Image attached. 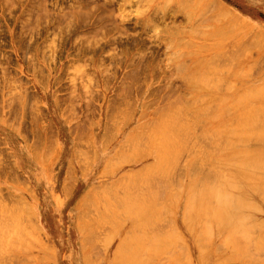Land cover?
I'll list each match as a JSON object with an SVG mask.
<instances>
[{
  "label": "rangeland",
  "instance_id": "obj_1",
  "mask_svg": "<svg viewBox=\"0 0 264 264\" xmlns=\"http://www.w3.org/2000/svg\"><path fill=\"white\" fill-rule=\"evenodd\" d=\"M184 2L0 0V264H157L160 261L161 264L170 261L171 264H264V39L259 38L264 35V0ZM217 16L219 22L215 20ZM224 17L226 20L221 19ZM247 38L249 42L245 41ZM220 54L223 57L229 55L224 59L219 57ZM173 95L177 97L173 98ZM170 100L172 104L168 107L184 109L191 117L186 113L187 118H183V110L170 112L166 107ZM203 110L209 117L200 113ZM166 112H170L173 118L165 115ZM212 114H219V118L213 116V121ZM167 117L172 120L176 117L174 123L180 126L186 122L189 126L185 124L186 129L194 125L190 129L194 133L190 132V135L198 133L201 144H205L202 141L205 135L206 143L210 141L215 146L210 143V146L205 144L207 147L196 145L199 142L197 135L190 136L196 151L191 148L192 142H187L190 151L186 141H182L185 144L183 152L186 151L183 155L179 151L177 156L171 153L164 156L163 151L175 144L174 140L168 141L172 136L170 132L166 130L162 135L160 131L170 121ZM156 120L160 124L155 123ZM177 135L179 139L183 133ZM136 140L140 149L135 147ZM129 143L131 147L127 146ZM202 148H207L209 164L200 152H204ZM194 152H198L197 155ZM195 156L206 163L204 169L199 168L202 164L195 161ZM176 157H180L178 163ZM192 160V164H198L203 173L199 180L204 181L205 186L211 175L207 179L203 177L213 170L212 173L218 172L212 175L214 178H220L222 174L227 182L232 180L230 185L236 183L238 189L212 177L213 183L226 191V197L231 192L232 203L227 209L233 219L226 220L227 224L209 220L210 229V224L204 226V218L199 219L193 209L184 216L186 201L190 205L195 191L196 186H192L202 174L194 172L193 168L197 170L194 166L191 168L195 173L192 177L190 168L183 169L179 164L186 166ZM171 162L177 163L176 169L171 167ZM150 171L154 172L153 175ZM162 173L165 177L159 179ZM123 177L127 178L128 186ZM133 180L140 185L135 183L137 186H133ZM147 181L145 186L150 183L152 187H148L151 189L159 183L154 188L161 186L162 189H158L161 191H156L158 195L155 197L146 192L148 195L142 194L141 199L136 200L132 193L139 191V187L143 188H140L142 192L140 190L135 195L144 193L148 188L144 186ZM198 184L197 188L204 186ZM108 189L112 193L107 192ZM162 191L165 200L160 197ZM145 195L148 197L143 204L141 201L146 199ZM167 195L171 198L169 196L166 200ZM127 197L131 201H126ZM157 198L163 200L157 202H161L160 205L156 204ZM147 204L150 212L146 215L143 210ZM161 206L172 214L161 215ZM154 211L163 216L161 224L159 220L157 223L161 230L156 228L157 224L155 228H146L153 225L149 221L156 223L152 219H161ZM163 221L168 222V226H164ZM172 222L175 226L170 225ZM142 224H146L147 233ZM135 225L142 230H139L142 239ZM248 226L251 230L246 229ZM134 228L138 233L135 234ZM254 228H262L259 237L257 230L252 233ZM156 229H164L162 235H169L168 238L158 236L160 240L157 241L158 237H153ZM242 233L249 238L252 234L257 235V238L254 236L256 242L253 237L244 239L247 236ZM90 237L93 240L90 241ZM123 242L125 246L121 245ZM147 245L152 246L150 252L148 249L145 252ZM154 245L158 246L156 250ZM182 248L189 255L183 253ZM171 250L173 257H166L168 253L164 256V252ZM240 253L242 256L238 257Z\"/></svg>",
  "mask_w": 264,
  "mask_h": 264
},
{
  "label": "bare ground",
  "instance_id": "obj_2",
  "mask_svg": "<svg viewBox=\"0 0 264 264\" xmlns=\"http://www.w3.org/2000/svg\"><path fill=\"white\" fill-rule=\"evenodd\" d=\"M164 1H165V0H164ZM188 1H189V0H188ZM197 1L200 2L201 0H197ZM185 2H186V0H185ZM185 2H184V3H185ZM188 3H189V2H188ZM188 3H187V5H188ZM190 3H192V2H190ZM202 3H203V2H202ZM196 4H197V3H196ZM203 5H204V4H203ZM164 6H165V5H164ZM184 7H185V6H184ZM186 7H187V6H186ZM186 7H185V8H186ZM205 7H206V6H205ZM187 8H188V7H187ZM203 9L205 10V8H203ZM203 9H202V11H204ZM191 10H193V9H191ZM194 10H195V9H194ZM222 10H223L224 12H227V13L229 12V11H225V9H222ZM206 11H207V10H206ZM217 11H218V10H217ZM219 11H220V10H219ZM200 13H203V12H200ZM206 13H207V12H206ZM229 14H230V13H229ZM200 15H202V14H200ZM225 15H226V14H225ZM189 17L191 18V16H189ZM214 17H216V16L214 15ZM227 17H229V16H227ZM219 18H220V17L217 16V19H215V20H216L217 22H219V21H218V20H220ZM221 19H225V17H224V18H221ZM234 19H235V18H234ZM212 20H213V19H212ZM225 20H226V19H225ZM231 21H233V20H231ZM236 21H237V20H236ZM223 23H224V22H223ZM226 24H227V23H226ZM218 26H219V25H218ZM231 26H232V28H233V26H235V25H230V27H231ZM230 27H227V28L230 29ZM243 27H244V26H243ZM239 28H240V26H239ZM170 29H171V28H170ZM237 29H238V28H237ZM237 29H236V30H237ZM242 29H243V28H242ZM174 30H175V29H174ZM231 30H232V29H231ZM233 31H235V29H234ZM177 32H179V31H177ZM237 32H238V31H237ZM175 33H176V32H175ZM219 33H220V32H219ZM219 33H218V34H219ZM230 33H231V32H230ZM176 34H178V33H176ZM215 34H216V33H215ZM171 35H172V34H171ZM259 36H260V35H259ZM262 36H263V38H262ZM262 36L259 37V38H261V40L264 39V35H262ZM255 37H256V36H255ZM256 38H257V37H256ZM247 39H248V38H247ZM258 40H259V39H258ZM245 41H246V42H247V41L249 42V39H248V40H245ZM256 41H257V40H256ZM257 42H258V41H257ZM241 44H242V43H241ZM249 44H250V43H249ZM254 44H255V43H254ZM261 44H262V43H261ZM239 45H240V44H239ZM262 45H264V42H263ZM87 48H88V47H87ZM236 48H237V47H236ZM238 48H239V47H238ZM237 52H238V51H237ZM235 53H236V52H235ZM221 54H222V53H221ZM221 54H220V55H221ZM223 54H224V53H223ZM220 55H219V57H223L222 55H221V56H220ZM227 55H229V54H226V56H227ZM226 56H224L223 58L225 59ZM224 59H223V60H224ZM217 60H218V59H217ZM219 61H221V60H219ZM207 63H208V62H207ZM129 73H131V71H130ZM137 74H138V73H137ZM137 74H136V75H137ZM131 75H132V74H131ZM138 75H139V74H138ZM129 76H130V74H129ZM143 76H144V75H143ZM134 77H135V76H134ZM135 78H136V77H135ZM192 78H193V77H192ZM192 78H191V79H192ZM146 79H147V77H146ZM131 80H132V79H131ZM134 80H135V79H134ZM188 80H189V78H188ZM188 80H187V81H188ZM192 80H193V79H192ZM135 81H136V80H135ZM165 81H167V80L165 79ZM168 81H169V80H168ZM185 81H186V80H185ZM197 81H198V80H197ZM142 82H143V81H142ZM201 82H202V81H201ZM171 83H174V82H171ZM194 83H195V85H196V82H195V81H194ZM199 83H200V82H199ZM129 84H130V83H129ZM129 84H128V85H129ZM184 84H189V83H184ZM182 85H183V84H182ZM193 85H194V84H193ZM131 86H132V84H131ZM168 86H169V84H168ZM171 86H172V85H171ZM178 86H179V85H178ZM180 86H181V85H180ZM184 86H186V85H184ZM191 86H192V85H191ZM181 87H182V86H181ZM196 87H197V85H196ZM197 88H198V87H197ZM179 89H180V87H179ZM158 90H159L158 92L161 91L159 88H158ZM183 90H184V89H183ZM191 90H192V89H191ZM152 91H153V89H152ZM152 91H150V92L152 93ZM186 91H187V90H186ZM197 91H199V90H197ZM154 92H155V91H154ZM195 92H196V91H195ZM172 93H173V92H172ZM197 93H198V92H197ZM182 94H183V93H182ZM191 94H192V92H191ZM167 95H168V94H167ZM167 95H166V97H167ZM174 95H175V94H174ZM174 95H173V98H176L177 96L175 97ZM207 95H208V94H207ZM188 96H191V95L188 94ZM164 97H165V96H164ZM198 97H199V96H198ZM200 97H201V96H200ZM206 97H208V96H206ZM206 97H205V98H206ZM171 98H172V97H171ZM178 98H179V97H178ZM178 98H177V99H178ZM188 98H190V97H188ZM202 98H203V97H202ZM162 99H163V98H162ZM198 99H199V98H198ZM168 100H169V99H168ZM199 100H201V99H199ZM163 101H164V100H163ZM174 101H179V100H174ZM194 101H196V99L193 100V103H195ZM201 101H202V100H201ZM223 101H224V100H222V103H223ZM168 102H169V101H168ZM172 102H173V101H172ZM225 102H226V101H225ZM175 103H176V102H175ZM177 103H178V102H177ZM177 103H176V104H177ZM170 104H172V103H171V100H170V102L166 105L167 108H170V112L174 111L175 109L177 110V107L174 108V110H172V109H173L172 107H168V105H170ZM179 104L181 105V102H180ZM218 104H219V103H218ZM220 104H221V102H220ZM143 105H144V104H143ZM148 105H149V104H148ZM173 105H174V104H173ZM173 105H172V106H173ZM114 106H115V105H114ZM177 106H178V104H177ZM181 106H183V105H181ZM219 106H220V105H219ZM162 107H163V105H162ZM162 107H161V108H162ZM184 107H185V106H184ZM184 107H183V108H184ZM189 107H190V106H189ZM144 108H145V107H144ZM159 108H160V107H159ZM178 108H179V106H178ZM180 108H181V107H180ZM205 108L207 109L208 107L205 106ZM215 108H216V107H215ZM215 108H214V109H215ZM185 109H186V108H185ZM196 109H197V108H196ZM196 109H195V110H196ZM217 109H218V108H217ZM217 109H216V110H217ZM225 109H226V108H225ZM159 110H160V109H159ZM159 110H158V112H159ZM161 110H162V109H161ZM182 110L184 111V109H180V110L178 109L177 111H181V112H183ZM207 110H208V112H209L210 109H207ZM221 110H223L222 107H221ZM115 111H116V110H115ZM204 111H205V110H203V111L200 112V113H203ZM225 111H226V110H225ZM112 112H114V110H113ZM152 112L154 113V111H152ZM152 112H151V113H152ZM170 112H169V113L166 112L165 115H167V116H168V115H171V116H172V114H170ZM174 112H175V111H174ZM174 112H173V114H174ZM223 112H224V110H223ZM108 113H109V112H107V114H108ZM151 113H150V114H151ZM153 113H152V115H153ZM167 113H168V114H167ZM186 113L189 114V112H185V111H184L182 114L185 115ZM212 113H213V112H212ZM218 113H220V111H219ZM144 114H145V113H144ZM147 114H148V113H147ZM154 114H155V113H154ZM204 114H205L207 117H209V116L207 115L208 113H205V112H204ZM204 114H203V115H204ZM210 114H211V112H210ZM210 114H209V115H210ZM220 114H221V113H220ZM226 114H227V113H226ZM157 115H158V114H157ZM189 115H190V114H189ZM198 115H199V116H200V115L203 116L202 114H198ZM198 115H197V116H198ZM205 115H204V116H205ZM218 115H219V114H218ZM218 115H217V116H214V114H212V120L214 121V119H216L217 117L219 118ZM140 116H141V115H140ZM163 116H164V115H163ZM175 116H176V113H175ZM177 116H178V115H177ZM186 116H187V115L183 116V118H184V117L187 118ZM213 116L215 117L214 119H213ZM141 117H142V116H141ZM160 117H161V116H160ZM179 117L181 118L180 115H179ZM190 117H191V115H190ZM220 117H221V116H220ZM165 118H166V117H165ZM167 118H169V120H170V121H167L168 124H169V126H168V124H167V125H166L165 127H163V129H161L160 131H161V134H162V135L164 134L163 132H166V130H167L168 132H170L172 136H171V140H169V137H168V141H172V140H174L175 144H174V146H172V147H168L167 149H165V150L163 151L162 154H163L164 156H170V153H171L172 155L177 156V155L179 154V151H182V154H181V155H183V153L186 152V151L183 152V150L185 149V146L183 147V145H185V144H182L181 142H182V141H183V142L186 141L185 143H186V146H187V142H188V143L192 142V141H190L191 137H193V136L195 137L198 133L195 134V135H192V136H191V135H190V132H191L190 129H192V127H194V125L191 126L190 129H189V128L186 129V127L188 126L186 122H185V124H186L187 126H186L184 123H181V126H180L179 124H176V122L174 123V121L177 120L176 117H174V120L170 119L171 117H167ZM172 118H173V116H172ZM183 118H182V119H183ZM193 118H194V117H193ZM210 118H211V117H210ZM188 119L192 120L191 118H188ZM194 119H197V118L195 117ZM206 119H207V118H206ZM151 120H152V118H151ZM154 120H155V119H154ZM154 120H153V121H154ZM163 120H164V118H163ZM171 120H172V121H171ZM184 120H187V119H184ZM197 120H198V119H197ZM113 121H114V119H113ZM153 121H150L151 124H152ZM158 121H159V120H158ZM161 121H162V120H161ZM201 121H202V120H201ZM207 121H208V120H207ZM207 121H206V122H207ZM219 121H220V120H219ZM109 122H110V121H109ZM111 122H112V120H111ZM115 122H116V121H115ZM147 122H149V121H147ZM156 122H157V120L155 121V123H156ZM159 122H160V121H159ZM170 122H171L172 124H171ZM190 122H191V121H190ZM193 122H195V121H193ZM197 122H198V121H197ZM204 122H205V119H204ZM157 123H158V122H157ZM173 123H174V124H173ZM177 123H180V122L177 121ZM143 124H144V123H143ZM149 124H150V123H149ZM158 124H160V123H158ZM170 124H171L172 126H170ZM175 124H176L177 126H176ZM182 124H184L185 127H184V125H182ZM191 124H193V123L191 122ZM199 124H200V122H199ZM211 124H212V122H211ZM145 125H147V124L145 123ZM173 125H174V126H173ZM204 125H205V123H204ZM204 125H203V126H204ZM152 126H153V125H152ZM200 126H202V125H200ZM105 127L108 128L107 126H105ZM146 127H147V126H146ZM153 127H154V126H153ZM188 127H189V126H188ZM195 127H197V125H195ZM198 127H199V126H198ZM204 127H206V126H204ZM213 127H214V126H212V128H213ZM111 128H112V127H111ZM201 128H202V127H201ZM201 128H200V129H201ZM212 128H210V129H212ZM195 129H196V128H195ZM195 129L193 128V130H195ZM200 129H199V130H200ZM213 129H214V128H213ZM213 129H212V130H213ZM106 130H107V129H106ZM112 130H114V128H113ZM112 130H111V131H112ZM206 130H207V129H206ZM201 131H202V130H201ZM192 132H193V131H192ZM192 132H191V133H192ZM204 132H205V131H204ZM111 133H112V132H111ZM181 133H183V136H184V134H186V137H184V138H183V136L181 137V135H180ZM193 133H194V132H193ZM229 133H230V132H229ZM104 134H105V133H104ZM108 134H110V133H107V135H108ZM177 134H179L181 138L179 137V139H177V137H176ZM200 134H202V133H199V135H200ZM206 134H208V132H207ZM210 134H211V133H210ZM215 134H216V133H215ZM110 135H111V134H110ZM165 135H166V136H167V135L169 136V134H167V133H165ZM188 135H189V136H188ZM230 135H232V134H230ZM102 136H104V135H102ZM111 136H112V135H111ZM138 136L141 137L142 135H138ZM177 136H178V135H177ZM190 136H191V137H190ZM207 136H208V138H209V135H207ZM219 136H220V135H219ZM233 136H234V135H233ZM108 137H109V136H108ZM194 137H193V138H194ZM196 137L198 138L199 136L197 135ZM205 137H206V136L204 135V140H202V141H204L206 145H207L208 143L211 144L210 141H207V143H206V141H205ZM103 138H104V137H103ZM110 138H111V137H110ZM142 138H143V136H142ZM144 138H145V137H144ZM166 138H167V137H166ZM185 138H187V139L189 138V139H188V140H183V139H185ZM197 138H196V139H197ZM211 138H212V137H211ZM111 139H112V138H111ZM156 139H157V138H155V140H156ZM202 139H203V138H202ZM206 139H207V138H206ZM209 139H210V138H209ZM209 139H207V140H209ZM141 140H142V139H141ZM213 140H214V139H213ZM222 140L224 141V139H222ZM227 140L229 141V139H227ZM133 141H134V140H133ZM133 141H132V142H133ZM143 141H144V140H143ZM143 141H142V142H143ZM145 141H146V140H145ZM189 141H190V142H189ZM198 141H199V138L197 139V142H198ZM200 141H201V138H200ZM200 141H199V142H200ZM218 141H219V140H218ZM223 141H222V142H223ZM228 141H226V142H228ZM108 142H109V141H108ZM132 142H130V143H132ZM137 142H138V141L136 140V143H137ZM142 142L140 141V143H142ZM179 142L181 143V145H180ZM199 142H198L196 145H199V144L202 143V142H200V143H199ZM122 143H123V142H122ZM127 143H128V142H127ZM130 143H129L128 145L125 144V146H126V145H127V146L131 145ZM140 143H139V144H140ZM41 144H42V143H41ZM52 144H53V143H52ZM143 144H145V143L143 142ZM205 144H201V145L203 146V145H205ZM219 144H221V143H219ZM141 145H142V144H141ZM145 145H146V144H145ZM145 145H143V146H145ZM188 145H189V146H187V147H189V150H190V151H192L191 148H193V150L196 151V149H195L196 147H195V148L193 147V146H195V144H193V142H192V144H191L192 147L190 146V144H188ZM201 145H199V146H201ZM206 145H205V146H206ZM208 145H209V144H208ZM224 145H226V144H224ZM127 146H126V147H127ZM133 146H134V143H133L132 147H133ZM147 146H148V144H147ZM147 146H146V147H147ZM205 146H204V148H205ZM209 146H210V145H209ZM211 146L213 147V146H215V144H213V145L211 144ZM226 146H227V145H226ZM54 147L56 148L55 145H54ZM129 147H131V146H129ZM135 147H138V148L140 147V148H141L140 145L138 146V143H137V145H136ZM163 147H164V146H163ZM190 147H191V148H190ZM206 147H207V146H206ZM216 147H218V146H216ZM57 148H58V147H57ZM133 148H134V147H133ZM138 148H137V149H138ZM140 148H139V149H140ZM143 148H144V147H143ZM143 148H142V149H143ZM221 148H222V147H221ZM221 148H220V149H221ZM223 148H224V147H223ZM223 148H222V149H223ZM122 149H123V148H122ZM186 149L188 150V148H186ZM206 149H207V148H206ZM206 149H203V148H202V150H204V152L206 151ZM189 150H188V151H189ZM210 150H211V149H210ZM48 151H49V150H48ZM212 151H214V150L212 149L211 152H212ZM50 152H51V151H50ZM156 152H157V151H156ZM161 152H162V151H161ZM198 152H199V151H198ZM198 152H194V155H197ZM200 152L203 153V155H205V156H203V157L206 158L205 161H207V157H206V156H208V154H207L206 152H205L206 154H205L204 152H202V151H200ZM219 152H220V151H219ZM219 152H218V153H219ZM221 152H222V151H221ZM34 153H35V152H34ZM47 153H48V152H47ZM47 153H46V154H47ZM51 153H52V152H51ZM187 153H188V152H187ZM232 153H233V152H232ZM232 153H231V154H232ZM49 154H50V153H49ZM219 154H220V153H219ZM235 154H236V153L232 154V156H233V155H234V156H238V155H235ZM241 154H242V153H241ZM34 155L36 156V154H34ZM47 156H48V155H47ZM118 156H119V154H118ZM179 156H180V155H179ZM184 156H187V155H184ZM189 156H190V155H189ZM189 156H187V157H189ZM198 156H199V155H198ZM219 156H220V155H219ZM181 157H182V156H181ZM195 157H196V156H195ZM195 157H194V158H195ZM201 157H202V155H201ZM203 157H202V158H203ZM215 157H217V155H216ZM229 157H230V156H229ZM35 158H36V157H35ZM47 158H49V157H47ZM157 158H158V157H157ZM194 158H193V159H194ZM199 158H200V157H198V159H197V157H196V158H195V159H196L195 161L197 162V160H198V162H199L198 164H199V165L202 164V165H200V167H199V166H198V167H199V168L203 167V169H204L203 164H206V163H204L203 159H202V160L200 159V161H201V162H200V161H199ZM116 159H117V158H116ZM120 159H121V158H120ZM165 159H166V157H165ZM176 159H177V161H175V162L178 163V162H179L178 160L180 159V157H179V159L176 157ZM109 160H110V159H109ZM186 160H187V159H186ZM208 160H209V159H208ZM212 160H214V162L216 161L215 158L212 159ZM218 160H219V158H218ZM187 161H188V160H187ZM202 161H203V163H202ZM111 162H113L112 158H111ZM115 162H116V161H115ZM183 162H185V161H183ZM196 162H195V164H197ZM171 163H172V162H171ZM177 163H176V164H177ZM192 163H194V160H192V162L190 163L191 165H190L189 163H188L186 166H185V165H181V164H179V165H180L183 169H185L184 167H187L188 170H189V168H190V171H191V174H192V177H193V176L195 175L194 172H197V173H201V172H200V169H198V167H197L198 164H197V165H193ZM207 163L209 164L208 161H207ZM225 163H226V162H225ZM230 163H231V162H230ZM176 164L172 163L173 166H171V167H174ZM184 164H185V163H184ZM208 164L206 165V167L208 166ZM235 164H237V163L235 162ZM111 165H112V164H111ZM223 165H225V164H223ZM233 165H234V164H233ZM237 165H238V164H237ZM246 165H247V164H246ZM194 166H196L195 168H197V170L195 171L194 168H193L192 170H193L194 172L192 173L191 168L194 167ZM228 166H229V165H228ZM238 166H239V165H238ZM240 166H241V165H240ZM260 166H262V165H260ZM171 167H170V168H171ZM224 167H225V166H224ZM243 167H245V165H244ZM263 167H264V166H262V168H263ZM213 168H214V167H213ZM254 168H255V167H254ZM257 168H258V167H257ZM257 168H256V169H257ZM154 169H155V168H154ZM160 169H161V168H160ZM160 169H157V170L159 171V173H160ZM162 169H163V168H162ZM171 169H172V168H171ZM174 169H176V168L174 167ZM174 169H173V170H174ZM203 169H201V170H203ZM208 169H210V168H208ZM208 169H207V170H208ZM245 169H246V167L244 168V170H245ZM256 169H255V170H256ZM259 169H261V168H259ZM163 170H164V169H163ZM177 170H178V169H177ZM251 170H252V167H251ZM255 170H254V171H255ZM257 170H258V169H257ZM151 171H152V170H151ZM151 171H150V172H151ZM153 171H154V170H153ZM158 171H157V172H158ZM161 171H162V170H161ZM203 171H204V173H205V170H203ZM208 171H211V170H208ZM213 171H215V170H213ZM213 171H211V173H209V174H206L207 177H206V175H204V177H203V179H207L208 176H209V178H210V175H211V179H207V180H208V181H209V180H210V181L212 180V182L209 181L210 183L208 182V185L205 186L204 181L202 182V180H199V179H202L201 176H203V173H201L202 175H200L201 178H198V179H197V180L200 181V183L198 184L199 181H198V182L195 181L196 183H194L193 186H192L193 188L196 186V187L194 188L195 191H194L193 196H192V190H190V192H191V193H190V194H191L190 196H192V197H191V200H190V205L188 204L189 202H188V200H187V201H186V204H187L186 207H187V208L185 207V210H186V211H184V213H185L184 216H187V213H186V212L189 211V212L191 213V212H192L191 209H193V211L195 212L196 216H197L199 219H203V218H204L205 222L202 221V224H203L204 226H206V227H208V224H210V223H209V220H211V221H212V220H214V221L216 220L217 223L221 224V223L226 222V220L233 219V217L230 218V217H231V211H228V209H227V207L229 206L230 202L232 201V199H231L232 197H231L230 194H229V193H231V192H228V193H227V197H226V195H225L226 191H225V190L223 191V189L221 190V188H220L217 184L213 183L214 180H217V178H218V179H221L220 181H222V180L226 181V179H225V177L222 178V176H223L222 174H220V178L217 177V176H215V178L217 177V178L215 179L214 176H212V175H215V174L217 175L218 172H214V173H212ZM235 171H236V170H235ZM155 172H156V170H155ZM163 172L165 173V170H164ZM168 172H169V171H168ZM187 172H188V171H187ZM187 172H186V173H187ZM145 173H146V172H144V174H145ZM152 173H154V172H151L150 174H152ZM181 173H182V172H181ZM181 173H180V174H181ZM183 173L185 174V172H183ZM223 173H224V172H223ZM251 173H252V172H251ZM150 174H148V175H150ZM193 174H194V175H193ZM148 175H147V177H148ZM152 175H153V174H152ZM174 175H175V173L173 174V176H174ZM181 175H182V174H181ZM189 175H190V173H189ZM228 175H229V174H228ZM144 176H145V175H143V177H144ZM156 176H157V175H156ZM161 176H162V177H165V174H164V176H163V173H162V174L160 175L159 179L162 178ZM183 176H184V175H183ZM218 176H219V175H218ZM225 176H226V175H225ZM69 177H70V176H69ZM121 177H122V176H121ZM125 177H126V176H125ZM125 177H123L124 180L127 179V178L125 179ZM135 177H136V176H135ZM145 177H146V176H145ZM166 177H167V176H166ZM171 177H172V174H171ZM178 177H179V176H178ZM178 177H177V178H178ZM181 177H182V176H181ZM186 177H187V174H186ZM192 177L190 176V178H192ZM212 177L214 178V180H213ZM227 177H228V176H227ZM227 177H226V178H227ZM129 178H130V177H129ZM129 178H128V179H129ZM156 178H157V177H156ZM132 179H133V178H132ZM134 179H135V178H134ZM229 179H230V178H229ZM129 180H130V179H129ZM165 180H166V179H165ZM182 180H184V177H183ZM207 180H206V184H207ZM130 181H131V180H130ZM130 181H129V182H130ZM133 181H134V180H133ZM163 181H164V180H163ZM191 181H192V180H191ZM231 181H232V180H230V182H231ZM68 182H69V180H68ZM125 182H127V180H126ZM137 182H138V181H134V182H131V184L134 183V184H132L133 186H137V185L139 186V185H140V184H139L140 182H139L138 184H137ZM148 182H149V181H147V183L144 182V183H145L144 186H145L146 184H148ZM155 182H156V181H155ZM165 182H166V181H165ZM165 182H164V183H165ZM182 182H183V181H182ZM218 182H219V181H218ZM226 182H227V181H226ZM230 182H227V183H229L228 185H230ZM233 182H234V181H233ZM135 183H136L137 185H136ZM152 183H154V182H152ZM173 183H174V182H173ZM211 183H212L213 186L211 185ZM121 184H122V183H121ZM123 184H124V183H123ZM182 184H183V183H182ZM197 184H198L199 186H201L200 184H204L205 187H204V186H203V187L201 186V187H198V188H199V189H198V188H197ZM209 184H210V185H209ZM67 185H68V184H67ZM124 185H125V184H124ZM126 185H127V186L129 185L128 182H127ZM126 185H125V188H126V190H128ZM149 185H150V183H149ZM149 185L145 186V188H147ZM154 185H155V184H154ZM157 185H159V183H156V185L153 186L152 189H151L150 187H148V188L151 189V192L149 191L150 189L148 190V188H147L146 191L144 190V191H145L144 193H139L140 195L137 196V195H138V192H140V190L143 189V188L139 187V191H136V193H132V194H134V195H135V194H137V195H135V196L132 195V194H130V195H132V197H135L136 200H137L138 197L141 199L140 196H141L142 194H143L142 196H144V194L148 195V193L150 194V196L153 195V196L155 197V196L158 195V194L155 193V192H156V191H158V192L161 191V190H158L159 188H161V186H160L158 189H156V188L158 187ZM216 185H217V186H216ZM233 185H235V186H236V189H238L236 183H235V184L232 183L230 186H233ZM118 186H119V185H118ZM142 186H143V185H142ZM150 186H151V185H150ZM220 186H221V187L224 186L223 188H226V187H225V184H224V185L221 184ZM238 186H239V185H238ZM97 187H98V186H97ZM97 187H96V188H97ZM99 187H100V186H99ZM99 187H98V188H99ZM105 187H106V186H105ZM121 187H122V186H121ZM130 187H131V186H130ZM151 187H152V186H151ZM154 187H156V188H154ZM173 187L175 188L174 185H173ZM228 187H229V186H228ZM96 188H95V189H96ZM98 188H97V189H98ZM107 188H108V187H107ZM125 188H123V189H125ZM128 188H129V187H128ZM140 188H141V189H140ZM196 188H197V189H196ZM229 188H230V187H229ZM231 188H232V187H231ZM100 189H101V188H100ZM100 189H99V190H100ZM153 189H155V190H153ZM161 189H162V188H161ZM169 189H170V188H169ZM190 189H192V188H190ZM236 189H235V190H236ZM239 189H240V188H239ZM104 190H105V189H103V191H104ZM108 190H109V189H108ZM114 190H115V189H114ZM118 190H119V189H118ZM174 190H175V189H174ZM196 190H197V191H196ZM100 191H101V190H100ZM112 191H113V189H112ZM116 191H117V190H116ZM119 191H120V190H119ZM122 191H123V190H122V188H121V192H122ZM163 191H164V189H163ZM163 191H162V192H163ZM166 191H168V190H166ZM172 191H173V189H172ZM176 191H177V190H176ZM101 192H102V191H101ZM101 192H100V193H101ZM107 192H110V190L107 191ZM124 192H125V191H124ZM141 192H142V190H141ZM146 192H148V193H146ZM152 192H154V193L151 194ZM162 192H161V194H162ZM164 192H165V191H164ZM164 192H163V194H162L163 196L161 195L160 197H164V200H165V196H164L165 194H164ZM180 192H181V191H180ZM223 192H224V193H223ZM100 193H99V194H100ZM104 193H105V192H104ZM110 193H112V192H110ZM115 193H116V192H115ZM125 193H127V191H126ZM173 193H174V192H173ZM176 193H177V192H176ZM259 193H260V192H259ZM108 194H109V193H108ZM122 194H123V192H122ZM128 194H129V193H128ZM156 194H157V195H156ZM159 194H160V193H159ZM166 194H167V192H166ZM174 194H175V193H174ZM146 195H145L146 199H144L143 201H141V202H143V204H144V203L146 202V200H147V197H148V196H146ZM228 195L230 196V199H231L230 201L228 200V199H229V198H228ZM235 195H236V194H235ZM260 195H262V194H260ZM88 196H89V195H88ZM101 196H102V195H101ZM119 196H120V198H121V195H120V194H119ZM119 196H118V197H119ZM127 196H129V195H127ZM136 196H137V197H136ZM169 196H170V195H167L166 200L169 198ZM178 196H179V195H178ZM232 196H234V195L232 194ZM129 197H130V196H129ZM132 197H131V198H132ZM139 198H138V199H139ZM170 198H171V196H170ZM172 198H174V199H178L179 197L177 198V196H176V198H175V197L172 196ZM226 198H227V199H226ZM125 199H126V198H125ZM162 199H163V198H162ZM234 199H236V198L234 197ZM234 199H233V200H234ZM113 200H115V199H113ZM134 200H135V199H134ZM156 200H157V201H156V204H158V205H160L159 203H161V202L157 203L159 200H160V201H163V200H161V199L158 200V198H157ZM170 200H171V199H170ZM212 200H214L215 203H212ZM124 201H125V200H124ZM126 201L129 202V201H131V199L127 197ZM171 201H172V200H171ZM177 201H178V200H177ZM236 201H237V200H236ZM236 201H235V203H236ZM174 202H175V201H174ZM187 202H188V203H187ZM149 203H151V202H149ZM167 203H168V201H167ZM231 203H232V202H231ZM233 203H234V202H233ZM84 204H85V203H84ZM90 204H91V203H90ZM108 204H109V203H108ZM141 204H142V203H141ZM152 204H153V203H152ZM171 204H172V203H171ZM85 205H86V204H85ZM92 205H94V204H92ZM110 205H111V204H110ZM122 205H123V204H122ZM124 205H125V204H124ZM158 205H157V206H158ZM168 205H170V204H168ZM175 205H176V204H175ZM241 205H242V204H241ZM241 205H239V206H241ZM99 206H100V205H99ZM112 206H113V205H112ZM112 206H111V207H112ZM118 206H119V205H118ZM128 206H129V205H128ZM150 206H151V204H150ZM157 206H156V207H157ZM163 206H164V205H163ZM188 206H189V208H188ZM190 206H191V208H190ZM121 207H122V206H121ZM161 207H162V206H161ZM165 207H166V206H165ZM232 207H233V206H232ZM245 207H246V205H245ZM247 207H248V206H247ZM254 207H255V206H254ZM133 209H134V207H133ZM139 209H141V207H140ZM162 209L165 210L164 213H163V210H162ZM162 209H161V210H162V214H161V212H160L161 210H160V211H159V212H160L159 215L157 214V213H158L157 211H154V214L156 213V214H157L158 216H160V218H161V219H152L153 221L156 220V223H155V222H151V221H149L150 224H153V225H150V224L148 223L150 226H147V227L145 226L146 224H145V225L142 224V225H144V226H143V227H144V228H143L144 231H145V227H146V228H148V227L150 228L151 226H154V228H155V225H156L157 223H159L158 220L160 221V224H161V220H162V217H163V216H161V215H163V214H165L166 212H168V210H167L166 208L162 207ZM188 209H189V210H188ZM137 210H138V209H137ZM234 210H235V209H234ZM89 211H90V210H89ZM92 211H93V210H92ZM103 211H104V210H103ZM106 211H108V210H106ZM111 211H112V210H111ZM139 211H140V210H139ZM83 212H84V211H83ZM90 212H91V211H90ZM93 212H94V211H93ZM143 212L146 213V215L149 214L150 210H149L148 204L145 205ZM189 212H188V213H189ZM229 212H230V214H229ZM236 212H237V210H236ZM238 212H239V211H238ZM109 213H111V212H109ZM134 213H135V212H134ZM138 213H139V212H138ZM168 213H171V214H172V211H169ZM190 213H189V214H190ZM81 214H82V213H81ZM94 214H95V212H94ZM121 214H122V213H121ZM128 214L130 215V213H128ZM136 214H137V212H136ZM136 214H135V215H136ZM139 214H141V212H140ZM160 214H161V215H160ZM171 214H170V215H171ZM192 214H193V213H192ZM192 214H191V215H192ZM89 215H90V214H89ZM92 215H93V214H92ZM95 215H96V214H95ZM123 215H124V214H123ZM141 215H142V214H141ZM141 215H140V216H141ZM157 215H156V216H157ZM233 215H234V213H233ZM14 216H15V215H14ZM142 216H143V215H142ZM154 216H155V215H154ZM154 216H153V217H154ZM158 216H157V218H158ZM87 217H88V216H87ZM96 217H97V216H96ZM109 217H110V216H109ZM136 217H137V216H136ZM138 217H139V216H138ZM170 217H171V216H170ZM189 217H190V216H189ZM90 218H91V217H90ZM141 218H142V217H141ZM167 218H168V217H167ZM183 218H184V217H183ZM190 218H191V217H190ZM192 218H193V217H192ZM134 219H135V218H134ZM137 219H138V218H137ZM164 219H165V218H164ZM168 219H169V218H168ZM237 219H238V218H237ZM242 219H243V218H242ZM244 219H245V218H244ZM83 220H84V219H83ZM166 220H167V219H165L164 221H166ZM144 221H145V220H144ZM164 221H163V222H164ZM171 221H172V220L170 219L169 222L171 223ZM207 221H208V223H207ZM238 221H239V220H238ZM132 222H133V221H132ZM134 222H135V221H134ZM140 222H141V221H140ZM142 222H143V221H142ZM147 222H148V221H147ZM147 222H146V223H147ZM194 222H195V221H194ZM197 222H200V221H197ZM203 222H204V223H203ZM154 223H155V224H154ZM167 223H168V222H164V226L167 225ZM172 223H173V224H170V225H174V222H172ZM206 223H207V225H205ZM217 223H216V224H217ZM238 223L240 224V221H239ZM213 224H214V223H213ZM226 224H227V222H226ZM232 224H233V223H232ZM234 224H235V223H234ZM104 225H105V224H104ZM111 225H112V224H111ZM113 225H114V224H113ZM142 225H139V226L141 227ZM210 225H211V224H210ZM210 225H209V227H210V229H211L212 225H211V226H210ZM230 225H231V224H230ZM251 225H252V224H251ZM158 226H159V224H157L156 228H157ZM161 226H162V225H161ZM164 226H162V228H163ZM167 226H168V225H167ZM174 226H175V225H174ZM174 226H173V227H174ZM110 227H111V226H110ZM134 227H136V225H135ZM215 227H217V226H215ZM222 227H223V226H222ZM235 227H236V226H235ZM249 227H250V226L246 227V229L251 230ZM253 227H254V225H253ZM258 227H259V226H258ZM102 228H103V227H102ZM141 228H142V227H141ZM158 228H159V227H158ZM167 228H168V227H167ZM169 228H171V226H170ZM202 228H203V227H202ZM219 228H220V227H219ZM251 228H252V227H251ZM114 229H115V228H114ZM136 229H137V231H138L139 234H140V231H139V230H141V229H139V228H137V227H136ZM159 229L161 230V227H160ZM159 229H158V230H159ZM164 229H165V228H164ZM164 229H163V231H164ZM174 229L176 230V232L178 231V230L176 229V227H175ZM174 229L172 228V230H174ZM235 229H236V228H235ZM261 229H262V228H261ZM261 229H259V230H261ZM82 230H83V229H82ZM100 230H101V229H100ZM103 230H106V229L103 228ZM134 230H135V228H134ZM134 230H133V231H134ZM147 230H149V229H147ZM156 230H157V229H156ZM158 230L156 231V233H155V231L152 230V231L154 232L153 237L156 235L157 237H158V236H162V239H163L164 237H167V238H168L169 235H167V236L164 235V237H163V235H162L163 231H158ZM205 230H209V229L205 228ZM219 230H220V229H219ZM254 230H257V229L254 228V229L252 230V233H253ZM259 230H257V234H258ZM128 231H130V233H131V229L128 230ZM137 231H136V230L134 231L135 234L138 233ZM141 231H142V230H141ZM166 231H167V229H166ZM209 231H210V230H209ZM236 231H238V230H236ZM236 231H235V232H236ZM126 232H127V231H126ZM145 232L147 233V231H145ZM157 232L160 233L161 235H160V234H157ZM212 232H213V231H212ZM229 232H230V231H229ZM255 232H256V231H255ZM102 233H103V231H102ZM127 233L129 234V232H127ZM143 233H144V232H143ZM146 233H145V234H146ZM167 233H168V232H167ZM172 233H173V231H172ZM174 233H175V232H174ZM174 233H173V234H174ZM231 233H232V232H231ZM236 233H239V234H240V232H236ZM248 233H249V231H248ZM250 233H251V232H250ZM250 233H249V234H250ZM90 234H91V233H90ZM96 234H97V233H96ZM105 234H106V233H105ZM105 234H104V235H105ZM111 234H112V233H111ZM145 234H144V235H145ZM175 234H176V233H175ZM206 234H208V233L206 232ZM206 234H205V235H206ZM243 234H244V233H242V236H243ZM176 235H177V234H176ZM228 235H229V234H227L226 236L228 237ZM252 235H253V234H252ZM252 235H250V236L253 237L252 239L254 240V238H255L257 235H254L255 237L252 236ZM91 236H93V235H91ZM126 236H127V235H126ZM128 236H130V235H128ZM147 236H148V235H147ZM178 236H179V235H178ZM209 236H212V234H209ZM209 236H208V237H209ZM238 236L240 237L241 235H238ZM245 236H247V237H245ZM262 236H263V235H262ZM95 237H97V236L95 235ZM140 237H141V234H140ZM148 237H149V236H148ZM175 237H176V236H175ZM179 237H180V236H179ZM206 237H207V236H206ZM206 237H205V241H206V239H207ZM233 237H234V236H233ZM244 237H245L244 239H249V240L251 239V237L249 238V236L246 235V234H244ZM258 237H259V234H258ZM90 238H91V237H90ZM125 238H126V237H125ZM127 238H128V237H127ZM142 238H143V237H141V239H142ZM209 238H210V237H209ZM212 238H213V237H212ZM224 238H225V237H224ZM228 238H230V237H228ZM234 238H237V236H235ZM256 238H257V237H256ZM256 238H255L254 242H256ZM84 239H85V238H84ZM88 239H89V238H87V240H88ZM128 239H130V238H128ZM139 239H140V238H139ZM152 239H153V238H152ZM152 239H151V240H152ZM154 239H155V238H154ZM154 239H153V241H155V243H156V240H157V241L160 240L159 237L156 238V240H154ZM165 239H166V238H165ZM165 239H164V241H165ZM226 239H227V238H226ZM237 239H238V240H237ZM237 239H236V240L239 241V238H237ZM244 239H243V241H244ZM258 239H259V238H258ZM91 240H93V239L91 238L90 241H91ZM148 240H150V238H149ZM148 240L146 241V243L148 242ZM166 240H167V239H166ZM177 240H179V239L177 238ZM209 240H210V239H209ZM209 240H208V241H209ZM222 240H224V239H222ZM106 241H107V239H106ZM123 241H124V240H123ZM162 241H163V240H162ZM164 241H163V242H164ZM175 241H176V239H175ZM180 241H181V240H180ZM220 241H221V240H220ZM226 241H227V240H226ZM240 241H241V240H240ZM168 242H169V240H168ZM206 242H207V241H206ZM224 242H225V241H224ZM224 242H222V243L224 244ZM246 242H247V240H246ZM246 242H245V243H246ZM248 242H249V243H252V241H248ZM258 242H259V241H258ZM260 242H261V241H260ZM260 242H259V244H260ZM124 243H125V242L121 243V245H122V246H125ZM148 243H149V242H148ZM157 243H158V242H157ZM165 243H166V242H164V246L167 247V244L165 245ZM208 243L210 244V242H208ZM245 243H244V244H245ZM100 244H101V242H100ZM100 244H98V245H100ZM130 244H131V243H130ZM168 244L170 245L171 242H169ZM219 244H220V243H219ZM223 244H222V245H223ZM246 244H247V243H246ZM246 244H245V246H247ZM252 244H254V243H252ZM263 244H264V243H263ZM126 245L128 246V244H126ZM156 245H159V244H156ZM156 245H154V250H156V249L158 248V246H156ZM169 245H168V246H169ZM178 245H179V244H178ZM183 245H184V244H183ZM201 245H202V244H201ZM201 245H200V246H201ZM204 245H205V244H204ZM250 245H251V244H250ZM250 245H249V247H250ZM9 246H10V245H9ZM94 246H95V244H94ZM94 246H93V248H95ZM103 246H104V245H103ZM225 246H226V245H225ZM228 246H229V245H228ZM242 246H243V243H242ZM96 247H97V246H96ZM100 247H102V246H100ZM148 247H149V248H148ZM150 247H152V246L147 245V247H145V252H146L147 249H148L147 251H149V250H150ZM156 247H157V248H156ZM160 247H161V246H160ZM160 247H159V248H160ZM166 247H164V249H165ZM184 247H185V246H184ZM216 247L219 248L218 245H217ZM223 247H224V245H223ZM261 247L263 248V245H261L260 248H261ZM85 248H86V247H85ZM88 248H89V247H88ZM155 248H156V249H155ZM204 248H205V247H204ZM221 248H222V247H221ZM250 248H251V247H250ZM253 248H254V247H253ZM255 248H256V247H255ZM257 248H259V247L257 246ZM95 249H96V248H95ZM95 249H93V252H94ZM98 249H99V247H98ZM168 249H169V248H168ZM168 249H167V250H168ZM176 249H177V248H176ZM182 249H184V248H182ZM224 249H225V248H224ZM91 250H92V248H91ZM104 250H105V249H104ZM151 250H153V248H152ZM159 250H160V249H159ZM172 250H173V249H172ZM172 250L169 251L170 253H169L168 251H167V252H164V256L166 255L165 253H168L166 257H169V256H170V257H171V256L173 257V256H174V255H173L174 252H172ZM184 250H185V251H182V252H183V253L185 252V254H186V253H187V252H186L187 250H186V249H184ZM217 250H218V249H217ZM219 250H221V249L219 248ZM251 250H252V249H251ZM263 250H264V249H263ZM263 250H262V251H263ZM100 251H101V249H100ZM165 251H166V250H165ZM175 251H176V250H175ZM177 251H178V250H177ZM177 251H176V252H177ZM202 251H204V250L202 249ZM215 251H216V248H215ZM255 251H256V249H255ZM255 251H254V253H255ZM258 251H260V250H258ZM91 252H92V251H91ZM97 252H98V251H97ZM103 252H104V251H103ZM118 252H119V251H118ZM122 252H126V250H125V251H122ZM149 252H150V251H149ZM153 252H154V251H153ZM171 252H172L173 254H172ZM176 252H175V253H176ZM182 252L180 251V253L182 254V255L180 254V256H183V253H182ZM88 253H89V252H88ZM216 253H217V251H216ZM237 253H238V252H236V255H237ZM246 253H247V252H246ZM248 253H249V252H248ZM142 254L145 255L144 252H143ZM150 254H151V253H150ZM170 254H171V255H170ZM185 254H184V255H185ZM187 254H188V253H187ZM240 254H241V253H240ZM240 254L238 255V257L242 256V254H241V255H240ZM260 254H262V253L260 252ZM154 255H155V254H154ZM156 255H157V253H156ZM168 255H169V256H168ZM188 255H189V254H188ZM256 255H257V254H256ZM96 256L99 257L98 255H96ZM125 256H126V255H125ZM162 256H163V255H162ZM186 256H187V255H186ZM186 256H184V257H186ZM253 256H254V255H253ZM257 256H258V255H257ZM145 257H147L148 260H149V257L147 256V254H146ZM166 257H164V258H166ZM100 258H101V257H100ZM100 258H99V259H100ZM147 258H146V259H147ZM150 258H151V257H150ZM188 258H189V257H188ZM247 258H248V257H247ZM255 258H256V257H255ZM261 258H262V256H261ZM263 258H264V252H263ZM238 259H242V258H238ZM238 259H237V260H238ZM43 260H44V259H43ZM200 260H201V259H200ZM247 260H248V259H247ZM249 260H251V259H249ZM257 260H258V259H257ZM152 261H153V260H152ZM173 261H174V260H173ZM186 261H188V260H186ZM252 261L254 262V260H252ZM259 261H260V260H259ZM259 261H255V262H259ZM170 262H172V261H170ZM170 262H169V264H171ZM174 262H175V261H174ZM190 262H191V261H190ZM89 263H90V262H89ZM158 263L161 264V261L158 262ZM158 263H157V264H158ZM162 263H163V262H162ZM165 263H166V262H165ZM167 263H168V261H167ZM179 263H180V262H179ZM247 263H248V261H247ZM251 263H252V262H251ZM152 264H153V263H152ZM182 264H183V262H182ZM249 264H250V263H249ZM256 264H258V263H256Z\"/></svg>",
  "mask_w": 264,
  "mask_h": 264
}]
</instances>
